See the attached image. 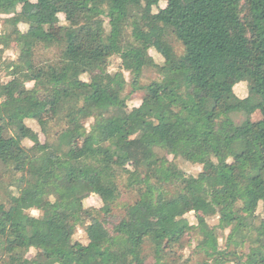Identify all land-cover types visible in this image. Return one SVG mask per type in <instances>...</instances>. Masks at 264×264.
<instances>
[{"label": "trees", "instance_id": "16d2710c", "mask_svg": "<svg viewBox=\"0 0 264 264\" xmlns=\"http://www.w3.org/2000/svg\"><path fill=\"white\" fill-rule=\"evenodd\" d=\"M162 2L0 0V69L10 77L0 81V163L10 174L0 198V264H148V245L153 264H190L176 248L191 234L206 257L199 264H264V218L256 222L264 204V0ZM13 44L18 59H4ZM55 46L57 63L36 62L38 48ZM116 55L122 70L111 73ZM145 69L160 79L141 87ZM123 71L132 94L144 92L139 107L110 94L129 85ZM241 83L245 98L235 93ZM236 114L247 118L238 124ZM178 158L203 171L187 175ZM123 175L139 199L113 223ZM91 196L100 209L85 206ZM214 217L217 227L208 223ZM79 228L86 245L74 240Z\"/></svg>", "mask_w": 264, "mask_h": 264}, {"label": "rangeland", "instance_id": "374dc122", "mask_svg": "<svg viewBox=\"0 0 264 264\" xmlns=\"http://www.w3.org/2000/svg\"><path fill=\"white\" fill-rule=\"evenodd\" d=\"M161 6L165 7V0H163ZM60 17H61L62 24H65L64 17L63 16H60ZM6 18L7 17H5V16L0 17V29L2 27L3 20ZM20 29L23 32H25L27 28H26V26L22 25L20 27ZM54 33L56 35H58V27L57 26L54 27ZM173 44L175 46L177 53L179 55H181L183 53L182 45L177 41H173ZM150 54L158 64L161 65L164 63L163 58L159 54H157L156 51L152 50L150 52ZM18 56H19V51L17 49V46L15 44H13L12 47L8 51L5 52L4 59L15 61L18 59ZM60 57H61V48L58 46H55V47L49 48V49L44 48V47H40L36 50V53H35L36 62L40 63L42 65L43 64L44 65L45 64H55L60 60ZM121 70H122L121 60H120V57L118 55H116L110 60L109 71L111 73H116V72H119ZM123 73H124V76L126 78V81L129 83L126 90L124 91V93H121V90L118 87H114L110 90V94L112 95V97L116 101H118L121 96L127 97L129 99L128 103H129L130 107H139L141 105V99L144 96V92L142 90H140L137 93L132 94V88L130 86V83L132 82L133 77L128 72L123 71ZM84 79L87 80V77H84ZM159 79H160V75L156 70L145 69L143 71L141 79H140V85H141V87H145V86H148L152 82L159 80ZM0 81L4 82V83L10 81V77L7 76V72L3 69H0ZM28 85H32L29 88L33 87V84H28ZM235 93L238 97L245 98L248 94L247 83L239 84L235 88ZM52 114H53V108L49 107L42 114L41 118L47 119V118L51 117ZM246 118L247 117L244 114H236L233 116V119L238 124L245 121ZM261 119H262V115L260 112H256L255 114L251 115V120L254 122L259 121ZM91 123H92V120L87 122L86 127L89 128ZM27 124L31 128H33L35 131L40 133V139L42 142L46 141L45 136L41 133L40 128L36 122L28 121ZM139 136H140V134H137L134 137H139ZM81 143H82V141L78 140V141L74 142L73 147L76 150H79L81 147ZM23 144L26 147L32 146V143L29 141H25ZM160 155H163V153L160 152ZM169 160L173 161V157H169ZM174 161L177 164V166L179 167V169L182 170L183 172H185L189 176L196 177L203 171L202 166L191 164V163L186 162L185 160H183L181 158H178ZM129 169H131V168H129ZM217 173H218L217 170H212V171L208 172V174H210V175H215ZM128 179H129L128 175H123V177H121L119 179V187H120L121 196H120V199L118 200V202L116 203L115 208H114V218L112 220L113 223H117L119 220H121L125 215L126 207L134 204L139 199L138 189H130L128 186ZM9 183H10V174L7 172L6 168L0 163V198L1 199L6 198L5 191L8 190ZM85 206L87 208L93 207L94 209L98 210L102 207V203L98 197L91 196L85 202ZM33 212H36L37 215H33ZM31 213L33 216H36V217L39 216V212H37V211H32ZM85 218H86L87 224H90V223L95 221L93 217L88 216V215H86ZM187 218L191 224L196 223V220H195V217H194V214L192 211H189ZM263 218H264V204H260V207L257 211V221L256 222L259 223L260 220ZM208 223L211 227H217L220 224V220L218 217H214V218L208 219ZM109 228H112L111 224H110ZM228 235H229V231H226L225 233H221V232L219 233V242H220V245L222 248H225L226 239H227ZM74 240L82 243L83 245H86L88 243L87 236H86V234L82 228L78 229ZM197 244H198L197 235L191 234L185 238V240L183 242V247H181V248L177 247L176 248L178 255L182 256V262L189 261L190 264H199V263H202L203 261H205V259H206L205 255L203 253H199L197 251ZM145 249H146L145 254L149 257L148 264H153V257H152L153 252H152L151 246L148 245V246H146ZM250 249H251V246L249 244H247L245 246V248L242 250V253L248 254L250 252ZM35 255H36V251L31 250L30 253L28 254V258L32 259L35 257ZM2 264H5V263H2ZM228 264H236V263H228Z\"/></svg>", "mask_w": 264, "mask_h": 264}, {"label": "clouds", "instance_id": "9594fccd", "mask_svg": "<svg viewBox=\"0 0 264 264\" xmlns=\"http://www.w3.org/2000/svg\"><path fill=\"white\" fill-rule=\"evenodd\" d=\"M14 58V57H13ZM32 85H27V87H31ZM33 215H37L36 212H33Z\"/></svg>", "mask_w": 264, "mask_h": 264}]
</instances>
